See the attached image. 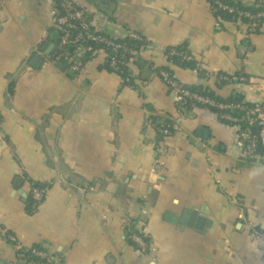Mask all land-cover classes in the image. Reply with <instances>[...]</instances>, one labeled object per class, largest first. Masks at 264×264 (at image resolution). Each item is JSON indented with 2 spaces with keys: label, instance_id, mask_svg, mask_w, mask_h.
<instances>
[{
  "label": "crops",
  "instance_id": "1",
  "mask_svg": "<svg viewBox=\"0 0 264 264\" xmlns=\"http://www.w3.org/2000/svg\"><path fill=\"white\" fill-rule=\"evenodd\" d=\"M76 1L101 31L140 33L146 48L134 86L103 51L72 77L50 59L54 1L0 0V264H24L18 249L39 244L61 264H264V153L246 160L238 129L208 107L171 135L159 128L180 117L163 66L186 86L242 75L218 92L263 104L264 23L226 21L209 0ZM180 46L208 81L173 64ZM261 136L264 148V121ZM34 182L48 192L29 214Z\"/></svg>",
  "mask_w": 264,
  "mask_h": 264
},
{
  "label": "trees",
  "instance_id": "2",
  "mask_svg": "<svg viewBox=\"0 0 264 264\" xmlns=\"http://www.w3.org/2000/svg\"><path fill=\"white\" fill-rule=\"evenodd\" d=\"M210 3L212 4V8L214 9L216 15L222 17V19L226 21H233V20H238L241 19L245 23L250 22V20L246 17H242L239 14L241 12H250V13H257L259 11L264 10V2L260 4V2L257 0L255 4L249 6L244 3L243 0H221L224 4L233 7L235 10L233 12L229 11V9H224L221 8L218 4L214 2V0H209ZM59 1H54V10L56 12V18H59L63 13L62 9L59 5ZM88 21L91 22L94 26L93 29L102 35L105 36H111L107 32L101 31L96 24L91 20V17L88 15ZM55 29L59 30L58 26H55ZM81 31V29L76 30V29H71L69 32V41L67 43H63V35L64 32L61 31L62 33V38L55 44V46L52 49V52L50 54V59L52 61H55L56 64L59 65L61 70H64L67 72L69 76L74 77V73L77 74L80 69L84 66L85 63H87L90 59L93 58V55L96 52L104 51L106 55V61H105V66L107 69H109V63H108V55L109 54H114V50L112 48L105 46L103 43H99L94 40H81L80 42H74L73 39L75 36ZM121 42H124L129 48L132 49H139L141 46H145L147 44V40L145 41H139L137 39L131 38V37H126L121 39ZM79 46H84L87 48L85 54L83 57H78L76 54L77 49ZM66 52H69V55H65ZM189 49L186 46H180L176 48V55H171V59L173 61V64L184 67V68H189L193 70H198L200 73V77L205 80H209V73H207L205 70H202L201 67L198 64L197 59L195 57L191 56ZM119 55V60L121 63V68H122V77L124 79V87L126 86H134L135 84V76H134V70L132 66L135 63H138L140 57L137 59L133 60L131 54L125 53L123 50H119L118 52ZM36 58V57H35ZM78 64V70L75 69V64ZM162 71H166L170 74L171 77L174 76V70L170 66H163L162 68L159 69V75ZM141 74L145 75V71L142 68L140 71ZM218 76V83L216 86H212L210 84H197V85H192V86H186V89L199 93L201 95H206L209 96L210 98L216 100L218 103H231L233 105H239L240 107H231L230 109H221L219 107H214V106H209V105H202L197 101L194 100H189V108L190 110L194 107H208L211 108L212 110L216 111L218 113V116L220 119L232 126H235L236 123L232 121H228L225 118H222L221 116L224 113H232L233 115L241 116L245 115L247 111H254L253 115H257L258 111H256L258 108L262 111H264V103L263 104H256V103H251L246 100L245 94L242 91L235 92L233 95L229 97L222 96L219 92L218 89L226 85L229 80H234V79H240L242 75H238L234 77V75L226 74L223 72H219L217 74ZM172 121L165 119L163 122L161 121L159 124V128L163 129L166 126H168ZM241 125V130L250 128L253 130V132L260 133L262 129V125L258 122H253L251 120L244 121L243 123H239ZM258 153L262 154L264 153V148L262 145V138L259 142V147H258ZM257 159H255L256 161ZM32 190L36 187H47L48 185L40 182H34L31 183ZM32 190L30 191L29 197L27 198V203H26V210L28 211L29 214H33L37 211L41 203L43 202L44 198L41 201H36L33 197ZM135 232H139L149 243H150V238L140 229H138L137 225L135 223H131L127 227V234L129 241L133 242L131 240V235ZM8 236V235H7ZM134 243V242H133ZM135 244V243H134ZM136 245V244H135ZM138 246V245H136ZM31 248H35L38 250H43L48 252V250L41 244L35 245ZM31 248H22L18 249V253L23 251L25 258L23 260L24 264H53L49 263L46 258L40 257L35 255ZM49 253V252H48ZM51 254V253H49ZM52 255V254H51ZM54 256V255H53ZM56 257V256H54ZM56 259L59 261V259L56 257ZM59 264H61L59 262Z\"/></svg>",
  "mask_w": 264,
  "mask_h": 264
},
{
  "label": "built area",
  "instance_id": "3",
  "mask_svg": "<svg viewBox=\"0 0 264 264\" xmlns=\"http://www.w3.org/2000/svg\"><path fill=\"white\" fill-rule=\"evenodd\" d=\"M55 1V0H53ZM59 1V5L62 9V15L59 18H56V12L54 10L55 14V24L59 28V34L62 38L61 31L64 32L63 35V43H67L69 41V32L71 29H76L79 31V33L75 36L73 39L74 42H80L81 40H94L99 43H103L105 46L112 48L114 50V54H109L108 57V63H109V71L118 75L122 74V68L121 63L119 60L118 52L119 50H123L125 53L131 54L132 59L135 60L138 57H141L144 53V50L146 46H141L139 49H132L129 48L124 42H121L123 38L131 37L134 39H137L139 41H145V37L141 35L140 33L136 32H128L126 35H112L111 36H105L100 33H97L93 29V24L88 21V14L87 12L78 4L76 0H56ZM261 3L264 2V0H258ZM216 4H218L221 8L229 9V11L233 12L235 9L233 7H230L226 4H224L221 0H214ZM242 17H246L250 20L248 24L251 27H257L264 23V10L259 11L257 13H250V12H241L239 14ZM60 38V39H61ZM87 48L84 46H79L77 49V56L83 57ZM103 51V50H102ZM104 52V51H103ZM69 55V52H66L65 55ZM78 64H75V69L78 70ZM162 78L165 80L168 87L176 94L177 96V106L180 113L179 118L170 117L168 120L172 121L168 126H166L164 129H162V133L165 135H171L173 131H180L181 130V119L187 115V113L190 111L189 108V100H194L199 102L202 105H209L214 107H219L221 109H230L231 107H240L239 105H233L231 103H218L216 100L210 98L206 95H201L196 92H192L188 89H186V86L175 79V77H171L170 74L166 71H162L160 73ZM246 79V78H242ZM258 111L257 115H253L254 111H247L245 115L237 116L233 115L232 113H224L221 117L225 118L228 121L235 122V127L238 129V137L240 140V143L243 146V152L242 156L250 161L254 162L255 159L258 158V147L259 142L262 138L261 132L256 133L253 132L252 129L249 127L246 129L241 130V125L239 123H243L244 121L251 120L253 122H258L259 125L263 124L264 121V111L260 110L259 108L256 110ZM1 121V119H0ZM48 192L47 187H36L32 190L33 197L36 201H41L45 195ZM131 240L134 241L140 250L144 252H148L150 249V243L138 232L133 233L131 236ZM32 252L40 257L46 258L49 263L53 264H59V261L54 257L53 255L49 254L46 251L38 250L35 248H31ZM24 252L21 251L19 253L21 260H24L25 255Z\"/></svg>",
  "mask_w": 264,
  "mask_h": 264
},
{
  "label": "water",
  "instance_id": "4",
  "mask_svg": "<svg viewBox=\"0 0 264 264\" xmlns=\"http://www.w3.org/2000/svg\"><path fill=\"white\" fill-rule=\"evenodd\" d=\"M56 34H57V37H53V39H54L55 42L58 41L59 36H60V34H59L58 32H57ZM53 46H54V44H53ZM188 213H189V211H186V212H185L184 217H183L181 223H183V224L188 223V222L186 221V218H187ZM196 213H197V211H193L191 219H194V218H195Z\"/></svg>",
  "mask_w": 264,
  "mask_h": 264
}]
</instances>
